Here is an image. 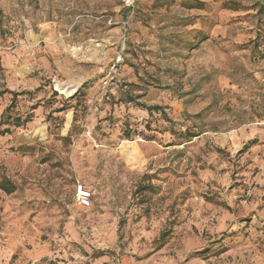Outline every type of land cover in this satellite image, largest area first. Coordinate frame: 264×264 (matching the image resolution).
Segmentation results:
<instances>
[{
    "label": "rangeland",
    "instance_id": "1",
    "mask_svg": "<svg viewBox=\"0 0 264 264\" xmlns=\"http://www.w3.org/2000/svg\"><path fill=\"white\" fill-rule=\"evenodd\" d=\"M124 1L0 0V264H264V0Z\"/></svg>",
    "mask_w": 264,
    "mask_h": 264
},
{
    "label": "trees",
    "instance_id": "2",
    "mask_svg": "<svg viewBox=\"0 0 264 264\" xmlns=\"http://www.w3.org/2000/svg\"><path fill=\"white\" fill-rule=\"evenodd\" d=\"M200 4H202V2H201ZM236 6H237L236 3L233 2V1L222 2V8H223V9L236 10V9H237ZM120 62H122V58H121V61H120ZM120 62H119L117 65H115V66H118L119 64H121ZM84 86H85L84 83L81 84V85L75 90V92H74L71 96H69V98H70V99H71V98H75V97H77L79 94H81V92H82ZM11 94L14 95V93H11ZM140 106H141L143 109L147 110L148 112H151V111H153V110H160V109H161V107H159V106H144V105H140ZM11 108H12L11 106H8V107H6L5 111H9ZM13 121H14V123H13V126H14V127H19L20 125H22V123H24V121H21V119L18 118V117L14 118ZM73 121H74V119H73ZM26 122H27V121H26ZM3 132H4V133H8L9 130H8V129H5ZM246 147H248V145H244L243 148H246ZM15 190H16V185L13 184L9 179H7L6 177L0 179V191H2L3 193L9 195V194H12L13 192H15ZM166 236H167V235H166L165 233H163V234L160 236V240L162 241V242H161V245H163V244L165 243V241H164L163 239H164ZM97 257H98V256H97Z\"/></svg>",
    "mask_w": 264,
    "mask_h": 264
},
{
    "label": "built area",
    "instance_id": "3",
    "mask_svg": "<svg viewBox=\"0 0 264 264\" xmlns=\"http://www.w3.org/2000/svg\"><path fill=\"white\" fill-rule=\"evenodd\" d=\"M134 0H125L124 3L127 6L132 5ZM121 61V56H118L114 60V65H117ZM106 84V83H104ZM75 197L77 204L81 208H89L91 206V199H92V192L90 191L89 188L85 187L83 184L77 182L75 186Z\"/></svg>",
    "mask_w": 264,
    "mask_h": 264
}]
</instances>
